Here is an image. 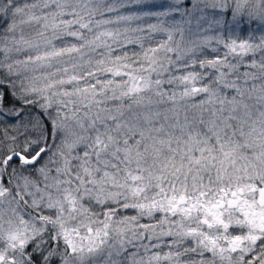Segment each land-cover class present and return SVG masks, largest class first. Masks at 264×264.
Masks as SVG:
<instances>
[{"label": "snow or ice", "instance_id": "snow-or-ice-1", "mask_svg": "<svg viewBox=\"0 0 264 264\" xmlns=\"http://www.w3.org/2000/svg\"><path fill=\"white\" fill-rule=\"evenodd\" d=\"M0 264H264V0H0Z\"/></svg>", "mask_w": 264, "mask_h": 264}]
</instances>
